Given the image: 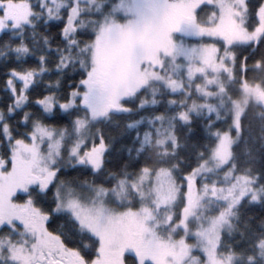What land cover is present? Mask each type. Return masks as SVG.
<instances>
[{"label":"snow or ice","instance_id":"obj_1","mask_svg":"<svg viewBox=\"0 0 264 264\" xmlns=\"http://www.w3.org/2000/svg\"><path fill=\"white\" fill-rule=\"evenodd\" d=\"M0 264H264V0H0Z\"/></svg>","mask_w":264,"mask_h":264},{"label":"rangeland","instance_id":"obj_2","mask_svg":"<svg viewBox=\"0 0 264 264\" xmlns=\"http://www.w3.org/2000/svg\"><path fill=\"white\" fill-rule=\"evenodd\" d=\"M185 39H186V42H190V43H192L193 45H195L196 40H197L196 37H192V38H190V40H189V38H185Z\"/></svg>","mask_w":264,"mask_h":264}]
</instances>
